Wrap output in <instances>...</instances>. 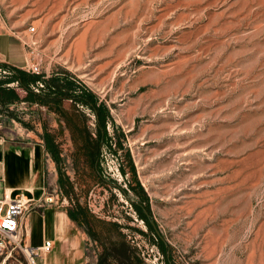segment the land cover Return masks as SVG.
Returning a JSON list of instances; mask_svg holds the SVG:
<instances>
[{
	"label": "rangeland",
	"instance_id": "obj_1",
	"mask_svg": "<svg viewBox=\"0 0 264 264\" xmlns=\"http://www.w3.org/2000/svg\"><path fill=\"white\" fill-rule=\"evenodd\" d=\"M0 26L12 63L67 70L109 111L96 162L90 107L63 100L70 126L23 99L0 115L1 134L44 142L58 214L117 222L137 264H264V0H0Z\"/></svg>",
	"mask_w": 264,
	"mask_h": 264
},
{
	"label": "crops",
	"instance_id": "obj_2",
	"mask_svg": "<svg viewBox=\"0 0 264 264\" xmlns=\"http://www.w3.org/2000/svg\"><path fill=\"white\" fill-rule=\"evenodd\" d=\"M13 41L14 38L2 32L0 26V59L21 68L22 64L9 60ZM48 176L46 147L42 140L14 139L0 133V194L6 189L13 196L23 194L37 201L43 200L48 192ZM51 206L32 208L25 219L27 244L39 246L47 239L53 241L52 250L40 259L39 264H115L106 254L109 250L107 244L92 238L73 221L67 209L63 212L65 214H58Z\"/></svg>",
	"mask_w": 264,
	"mask_h": 264
},
{
	"label": "trees",
	"instance_id": "obj_3",
	"mask_svg": "<svg viewBox=\"0 0 264 264\" xmlns=\"http://www.w3.org/2000/svg\"><path fill=\"white\" fill-rule=\"evenodd\" d=\"M0 68L11 73L0 78V115L8 111L11 103L23 99L33 103L38 102L43 105H48L51 110L57 111L70 126L73 123L75 125L79 124L81 120L78 118L79 115L76 116V114L75 116L71 115V117L66 116L68 111L67 108L63 107V100L70 99L75 105V110L78 105H84L93 109L97 115L98 135L96 140H94L86 128L83 138L86 154L90 156L92 162L97 161L101 145L106 140V126L107 120L109 119V111L105 104L99 101L98 97L87 86L82 84L79 79L73 77L67 70L58 71L51 77L45 78L41 73L27 71L3 62L0 63ZM12 81H17L18 85L26 91L25 97H21L16 88L7 85ZM38 81L44 84L40 91L34 89ZM82 120L85 123V119L83 118ZM53 151L57 153L56 149ZM68 214L92 238L107 244L109 250L106 254L112 258L115 264H137L139 262V260L137 261L135 259V248L121 236V228L117 222L106 221L96 225L95 223L101 220L90 214L81 204H77L72 209H69ZM100 230L110 231V233L104 234ZM115 233H118L119 236H114L116 235ZM159 243L162 244L161 241ZM102 264L107 263L103 262Z\"/></svg>",
	"mask_w": 264,
	"mask_h": 264
},
{
	"label": "built area",
	"instance_id": "obj_4",
	"mask_svg": "<svg viewBox=\"0 0 264 264\" xmlns=\"http://www.w3.org/2000/svg\"><path fill=\"white\" fill-rule=\"evenodd\" d=\"M30 69L32 72H40L36 65ZM56 197L47 192L43 200L37 201L23 194L13 196L6 189L0 194V256H10L20 250L28 264H39L40 259L52 250L53 241L47 239L39 246L27 244L25 219L32 208L58 203Z\"/></svg>",
	"mask_w": 264,
	"mask_h": 264
}]
</instances>
